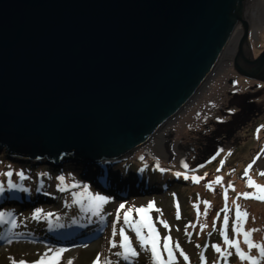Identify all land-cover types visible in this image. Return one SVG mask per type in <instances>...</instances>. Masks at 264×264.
<instances>
[{
  "label": "water",
  "instance_id": "obj_1",
  "mask_svg": "<svg viewBox=\"0 0 264 264\" xmlns=\"http://www.w3.org/2000/svg\"><path fill=\"white\" fill-rule=\"evenodd\" d=\"M242 2L0 0V150L51 164L118 159L172 120L226 55L264 82V49L243 53Z\"/></svg>",
  "mask_w": 264,
  "mask_h": 264
},
{
  "label": "rangeland",
  "instance_id": "obj_2",
  "mask_svg": "<svg viewBox=\"0 0 264 264\" xmlns=\"http://www.w3.org/2000/svg\"><path fill=\"white\" fill-rule=\"evenodd\" d=\"M253 1L262 14H258L261 25L251 42L255 56L264 48V0ZM224 62L216 66L190 102L166 123L171 137L166 139L168 146L164 144V151L171 152V156L165 153L158 156L147 141L121 158H106L111 166L120 168L133 166L131 162L136 160L146 164L141 167L149 174V181L145 185L140 181L129 186L137 190L135 193L126 192L119 197L107 195L81 174L74 165L78 159L75 156L51 164L46 157L29 159L5 153L3 146L0 150V185L7 180H16L19 171L12 162L21 166L31 162L36 167L48 163L52 169L40 176L30 169L28 175L34 179L30 191L15 185L8 199H0V221L11 215L15 224L9 232L0 224V264H20V261L37 264L59 250L63 251L55 264H148L152 257L151 244L141 246L132 227L125 225L123 213L128 208H147L149 203L154 205L147 216L158 233V264H252L248 259H240L236 249L225 242V236L236 240L245 256L256 257V252L260 251L249 249L243 236L233 231L238 205L241 212L247 213L241 222L242 229H255L252 231L255 236L251 233L250 239L264 247L261 230L264 227V203L238 195L259 194L255 187L247 186L249 178L257 185H264V177L258 174L264 171V90L239 77L237 85L229 86L235 70L229 66L220 70ZM92 161L95 160L83 163L90 167L94 164ZM249 165L251 168L245 176ZM147 168L153 171L149 172ZM21 171L20 178L30 183ZM128 171L125 170V175ZM52 173L63 179L52 178ZM156 175H166L168 179L154 183L152 176ZM217 176L222 177L219 184L213 183ZM193 177H199V182H194ZM141 182L142 188L138 186ZM89 194L103 196L107 202L96 209L88 199ZM121 204L124 209H120ZM131 218L140 220L135 212ZM73 224L77 226L74 236L70 230ZM121 228L137 253L127 259L117 255L123 253ZM3 232L7 237L2 240ZM50 232L57 236L56 241L50 239ZM143 234L147 235L146 229ZM165 237L170 238L171 260L164 251ZM196 245H201L199 252ZM213 245L221 251L217 252Z\"/></svg>",
  "mask_w": 264,
  "mask_h": 264
},
{
  "label": "snow or ice",
  "instance_id": "obj_3",
  "mask_svg": "<svg viewBox=\"0 0 264 264\" xmlns=\"http://www.w3.org/2000/svg\"><path fill=\"white\" fill-rule=\"evenodd\" d=\"M253 162H255V161H253ZM249 168H251V165H249L248 168L245 169V176H247ZM217 171H219V169H217ZM258 174L260 176L264 177V171H262V172H260ZM7 175H10V173H7ZM185 178H188V177H185ZM58 179H63V178H58ZM199 179H200L199 177H193L194 182H199ZM221 182H222V177H219V176H217L216 179L213 181V183H217V184H219ZM247 186L248 187H255L259 194H256L255 196H253L252 193H240L238 195L243 196L246 199L247 198H255V199L264 201V185H257V184H255L254 181H252L249 178L247 180ZM9 187H15V185H11L10 184ZM207 187L210 188L211 185H207ZM228 187L229 188L232 187L231 183H229ZM84 191L86 193L87 192V188H85ZM226 196H227V194L225 192V199H226ZM88 199L94 203V207L96 209H99L100 205H102L103 203L107 202V199L105 197H103V196H100V195L92 196V195L89 194L88 195ZM205 204L207 206V202H205ZM124 207L125 206L123 204L120 205V209H124ZM153 207H154V205L152 203H149L147 208H144V207H141V208H128L126 211H124L123 218H124L125 225H129L135 231L136 237L140 241L141 246H144V245H147V244H151L152 257H153L154 260L159 261L160 256H159V253L157 251L158 244H159L158 233H156L155 228H154L150 218L147 216L148 211L151 210ZM120 209L117 210L118 214H119ZM133 212H135L137 214V216L140 217V220L137 221V220H133L131 218ZM246 217H247V213L246 212H241V210L239 209V206L237 205L236 206V222H234L233 231H234V233H237V234H240V235L243 236L244 243L247 244L249 249H251V248L260 249L261 255H264V247H262L259 244H254L252 242V240L250 239L252 231H256V230L253 229L251 231H244L242 229V227H241V222ZM227 222H228V217L226 215L225 218H224L225 226L227 225ZM165 227H167V224H165ZM201 227H204V226L202 225ZM145 229L147 230V235L143 234V230H145ZM119 234H120V237H121L120 248H122L124 251H123V253H117V255H124L126 259L129 256L137 255L135 250H133L131 248L129 237L125 234V231H124L123 228L120 229V233ZM169 241H170L169 237H165L164 238V251L168 252L169 260H171L172 259V254H171V250H170V247H169ZM225 242L230 247H234L236 249V254L240 257L241 260L248 259V260H251L253 262V264H255V259L254 258L245 256V254L240 251L239 245H238L236 240H234V239L233 240H229L225 236ZM113 247H115V245H113ZM177 247H178V245H177ZM213 247L215 248V250L217 252L221 251V249L219 247H217L215 245H213ZM62 251L63 250L56 251L52 257H50V258L49 257H45L44 259L38 261L37 264H55V261H57L59 259ZM185 259H187L186 256H185ZM20 264H24V262L20 261ZM69 264H71V262H69Z\"/></svg>",
  "mask_w": 264,
  "mask_h": 264
},
{
  "label": "bare ground",
  "instance_id": "obj_4",
  "mask_svg": "<svg viewBox=\"0 0 264 264\" xmlns=\"http://www.w3.org/2000/svg\"><path fill=\"white\" fill-rule=\"evenodd\" d=\"M245 0H243L244 2ZM242 2V3H243ZM244 10L248 12V15L250 17V21H249V24L251 22V20L255 17V18H258V14H259V11L255 8H253V6L251 5V0H249V2L247 3V5H245L244 7ZM240 13H241V7H240ZM238 21V17L236 18L235 22ZM250 26L251 25H248V32H250ZM239 30H242L240 27H239V24L238 23H235L234 26L232 27L231 31H230V35L228 36V40L226 42V45L228 44V42L230 41H234L237 33L239 32ZM230 43V46H229V50L231 51L232 49V45L233 43ZM236 45V41L234 43ZM228 47V46H227ZM166 125V124H165ZM163 126V127H160L155 133L154 135H152V137L148 140L149 141V147H151L152 151L155 152L158 156H163L162 154L165 153V155L167 156H171V152H168V151H164L165 147H164V144L166 142V139L170 140V137L171 135L167 132V126ZM167 145V144H165ZM170 145L173 147V145L170 143ZM168 146V145H167ZM177 148V147H176ZM83 159L81 160H78L77 159V162L74 164V165H77V167L81 170V174H85V175H91L92 176V181H95L97 176L99 175V173L101 172L102 170V167L104 165V170H105V174L107 175L108 173H110V175L108 176H111V177H114L115 176V171H113L112 169L108 168V164L107 162L105 161L106 158H102L101 160L99 161H96L94 162L93 165H91L90 167L88 166L87 167V164L83 163L85 161L82 162ZM88 160H92V159H88ZM80 162V163H79ZM131 173H127L126 175H121V180L120 182L117 181V183L120 184V186L118 187L119 190L121 191H126L127 193H135L128 188L129 186V183H128V180H131ZM124 178V179H123ZM139 183V182H138ZM140 188H142L143 186V183L141 182L139 185H138ZM139 188V191H141V189ZM146 189L143 188V191H145ZM138 191V192H139ZM32 198V197H31ZM1 199V197H0ZM76 224H73L71 227H70V230L71 232H73V230L76 228ZM76 234V233H74ZM49 235H51L52 237L50 238L51 240H54L56 241L55 239L57 238V236H54V232H51L49 233ZM48 235V236H49Z\"/></svg>",
  "mask_w": 264,
  "mask_h": 264
},
{
  "label": "trees",
  "instance_id": "obj_5",
  "mask_svg": "<svg viewBox=\"0 0 264 264\" xmlns=\"http://www.w3.org/2000/svg\"><path fill=\"white\" fill-rule=\"evenodd\" d=\"M64 157H66V158H68V157H72V155L71 154H68V155H61L60 156V158L59 159H62V158H64ZM10 162V161H9ZM125 163V162H124ZM132 164H133V166H130V167H127V168H131V169H133V171L135 172V173H137V174H140V173H142L143 172V174H144V176H145V178L146 179H149V174H147V173H145L144 171H145V168H142L141 166H145L146 164H144V163H141V162H138L137 160L136 161H132L131 162ZM12 165H14L16 168H18V171L20 172L21 170H23L24 171V173L26 174V178H27V180H29L30 181V183H27V182H25L24 180H22V179H19V175L17 176V178H16V180H14L13 181V183H19L20 185H21V187H23V188H25L26 190L25 191H30V189H31V184L33 183V181H34V179H32L31 178V176L30 175H28V172H29V170L31 169H33V170H35L34 171V173H36L37 175H44L45 173H48V172H51V167H50V165L47 163L46 165H44V166H42V167H36V166H34L35 164L34 163H27V165L25 164V165H19V163L18 162H12ZM108 168H110V169H112L113 171H115V172H117V170L119 171V170H121L122 168H120V167H114V166H111V165H108ZM147 171H149V169L147 168ZM153 171V170H152ZM152 171H149V172H152ZM22 172V171H21ZM57 172V171H56ZM162 174V173H161ZM63 175V174H62ZM67 175L68 176H70V175H72L71 173H67ZM151 175V174H150ZM58 175L56 174V173H52V178H54V177H57ZM61 176V175H60ZM152 177H154V181H157V182H162L165 178H167V176L165 175V176H161V175H156V176H152ZM58 178V177H57ZM168 179V178H167ZM9 183V182H12L11 180H7V181H4V183L2 184V185H0V188H2V190L3 191H5V183ZM112 192V194L114 195V196H117V197H119V196H123V195H125L126 193H119L118 191H111ZM234 198L236 199V196L234 195ZM256 200H258V199H256ZM261 203H264V201H262V200H259ZM210 223H211V221H210ZM210 227V226H209ZM209 229V228H208ZM262 230V233L264 232V227L261 229ZM262 233H260L259 232V234H262ZM252 234L254 235V233L252 232ZM255 236V235H254ZM263 236V235H262ZM137 238V237H136ZM138 240V239H137ZM140 243V242H139ZM202 244V243H201ZM262 244L264 245V238H263V240H262ZM201 246V245H200ZM200 246L198 247L197 245H196V247H197V252H199L198 251V249L200 248ZM259 252H261V251H257L256 252V254H257V256L256 257H252V258H254L255 259V264H261V263H263V261H264V255H261V253H259ZM195 258H196V256H195ZM148 264H157L155 261H154V259L152 258V257H150L149 259H148ZM250 262L253 264V262L250 260ZM264 264V263H263Z\"/></svg>",
  "mask_w": 264,
  "mask_h": 264
},
{
  "label": "flooded vegetation",
  "instance_id": "obj_6",
  "mask_svg": "<svg viewBox=\"0 0 264 264\" xmlns=\"http://www.w3.org/2000/svg\"><path fill=\"white\" fill-rule=\"evenodd\" d=\"M251 5L253 6V8L259 10V8L256 7V3L254 1H251ZM261 15L262 14H260V16ZM260 20H261L260 17H258V18H255L254 17L251 20L250 24H249L251 26H250V32H249L248 46H244V51H243V53L245 54L246 57H248V55H251L252 57H256L257 54L259 53L258 52L255 56L253 55V48L251 47V42L255 38V34L258 31V27L261 25L259 23ZM223 61H225V62L219 68L220 70H222L224 67H228V66H229V68L234 69V65H233V55L232 54L226 55V57L222 61H220L219 64H221ZM238 77L241 78V79H243L246 82H251L253 84H256L258 86V88H262L264 90V82H262V81H256V80H253V79H250V78L243 77L240 74H238L236 70H235V75H233V77H231L229 79V86L237 85L238 84ZM258 147L259 146L257 145V148Z\"/></svg>",
  "mask_w": 264,
  "mask_h": 264
}]
</instances>
